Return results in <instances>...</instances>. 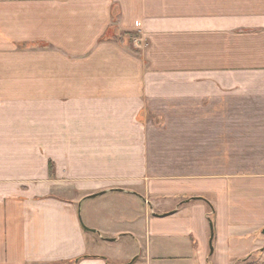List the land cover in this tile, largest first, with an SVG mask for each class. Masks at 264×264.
I'll list each match as a JSON object with an SVG mask.
<instances>
[{
	"label": "crops",
	"instance_id": "crops-1",
	"mask_svg": "<svg viewBox=\"0 0 264 264\" xmlns=\"http://www.w3.org/2000/svg\"><path fill=\"white\" fill-rule=\"evenodd\" d=\"M134 259L264 264V0H0V264Z\"/></svg>",
	"mask_w": 264,
	"mask_h": 264
},
{
	"label": "trees",
	"instance_id": "trees-1",
	"mask_svg": "<svg viewBox=\"0 0 264 264\" xmlns=\"http://www.w3.org/2000/svg\"><path fill=\"white\" fill-rule=\"evenodd\" d=\"M198 200L205 201L204 199H200V198ZM206 204H207V207H208V221H209V225H210V228H211L210 230L212 231V235H213V229L212 228H213L214 210H213V207L210 204H208L207 202H206ZM84 230H86V229H84ZM83 258H86V257H83ZM134 262H135V259L132 260V261H129L128 263H125V264H133Z\"/></svg>",
	"mask_w": 264,
	"mask_h": 264
},
{
	"label": "rangeland",
	"instance_id": "rangeland-1",
	"mask_svg": "<svg viewBox=\"0 0 264 264\" xmlns=\"http://www.w3.org/2000/svg\"><path fill=\"white\" fill-rule=\"evenodd\" d=\"M253 260H254V259H252V260L250 259V260H248V261H252V263H253ZM248 263H249V262H248Z\"/></svg>",
	"mask_w": 264,
	"mask_h": 264
},
{
	"label": "water",
	"instance_id": "water-1",
	"mask_svg": "<svg viewBox=\"0 0 264 264\" xmlns=\"http://www.w3.org/2000/svg\"><path fill=\"white\" fill-rule=\"evenodd\" d=\"M211 229V228H210ZM211 237H212V231H211Z\"/></svg>",
	"mask_w": 264,
	"mask_h": 264
}]
</instances>
